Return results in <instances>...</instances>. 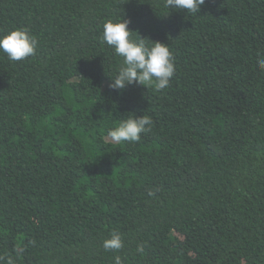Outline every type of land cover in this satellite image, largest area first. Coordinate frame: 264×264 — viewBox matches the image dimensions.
<instances>
[{
  "label": "trees",
  "instance_id": "obj_1",
  "mask_svg": "<svg viewBox=\"0 0 264 264\" xmlns=\"http://www.w3.org/2000/svg\"><path fill=\"white\" fill-rule=\"evenodd\" d=\"M119 16L171 49L163 91L109 87ZM19 27L38 47L0 52V264H264V0H0ZM129 113L152 130L110 141Z\"/></svg>",
  "mask_w": 264,
  "mask_h": 264
},
{
  "label": "clouds",
  "instance_id": "obj_2",
  "mask_svg": "<svg viewBox=\"0 0 264 264\" xmlns=\"http://www.w3.org/2000/svg\"><path fill=\"white\" fill-rule=\"evenodd\" d=\"M205 0H164V7L171 10H187V13H200ZM130 21L122 16L109 19L103 23L100 36L101 43L111 48L120 58L118 70L110 78L112 90L123 91L131 84L152 87L155 91H163L170 86L176 73L175 57L168 44L152 41L148 38L134 37L129 27ZM38 47L37 38L24 27L13 28L0 33V52L8 60L17 62L34 56ZM259 70L264 71V58H257ZM153 120L149 115L136 116L129 113L107 130V138L117 144L139 142L142 133L152 130ZM106 251L120 250L123 247L122 236L112 231L109 238L103 241ZM137 251L143 252L140 245ZM115 264H122L121 258H114Z\"/></svg>",
  "mask_w": 264,
  "mask_h": 264
}]
</instances>
